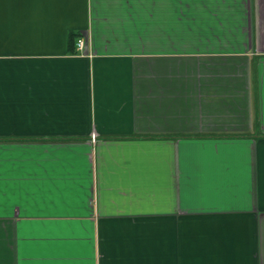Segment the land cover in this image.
Here are the masks:
<instances>
[{
  "label": "crops",
  "instance_id": "0c3cea01",
  "mask_svg": "<svg viewBox=\"0 0 264 264\" xmlns=\"http://www.w3.org/2000/svg\"><path fill=\"white\" fill-rule=\"evenodd\" d=\"M0 264H264V0H0Z\"/></svg>",
  "mask_w": 264,
  "mask_h": 264
},
{
  "label": "built area",
  "instance_id": "2783aa9c",
  "mask_svg": "<svg viewBox=\"0 0 264 264\" xmlns=\"http://www.w3.org/2000/svg\"><path fill=\"white\" fill-rule=\"evenodd\" d=\"M76 50L82 51L84 47V40L83 39H78L75 44Z\"/></svg>",
  "mask_w": 264,
  "mask_h": 264
}]
</instances>
